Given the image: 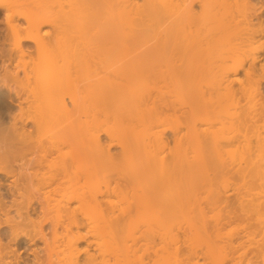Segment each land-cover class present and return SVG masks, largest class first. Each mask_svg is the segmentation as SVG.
Wrapping results in <instances>:
<instances>
[{
	"label": "bare ground",
	"instance_id": "obj_1",
	"mask_svg": "<svg viewBox=\"0 0 264 264\" xmlns=\"http://www.w3.org/2000/svg\"><path fill=\"white\" fill-rule=\"evenodd\" d=\"M258 12L0 0V264H264Z\"/></svg>",
	"mask_w": 264,
	"mask_h": 264
},
{
	"label": "rangeland",
	"instance_id": "obj_2",
	"mask_svg": "<svg viewBox=\"0 0 264 264\" xmlns=\"http://www.w3.org/2000/svg\"><path fill=\"white\" fill-rule=\"evenodd\" d=\"M253 3L255 4V6L257 7V9L259 10V12H258V14L264 19V0H253ZM260 9H261V11H260ZM3 19H4V15H3V13L1 14L0 13V44H2V42H3V40H2V38H3V34H4V31H5V23H4V21H3ZM50 27H47V29H49ZM50 30V29H49ZM26 47H29V51H30V53L32 54H34V45L33 44H26ZM31 48V49H30ZM264 90V89H263ZM2 94H5V93H2ZM9 105H10V107H12V109L14 110V111H16L17 110V108L15 107V104L13 105V104H11V103H8ZM8 117H7V115H6V119H7ZM67 150H69L70 151V149L68 148ZM2 178V182H5L7 179H5V178H3V177H1ZM7 182V181H6ZM4 185H6V184H4ZM244 227H245V225H243V224H236L235 223V225H233L232 227H231V229H234V230H239V231H243V229H244ZM230 229V230H231ZM85 244V243H84ZM83 244V245H84ZM36 245L37 246H41L42 245V243L41 242H37L36 243ZM85 246V245H84ZM19 247L18 246H15V250L16 251H19V253H20V256L22 257V259L24 260V259H26L28 256H29V253L28 252H25L24 250H20V248L18 249Z\"/></svg>",
	"mask_w": 264,
	"mask_h": 264
}]
</instances>
